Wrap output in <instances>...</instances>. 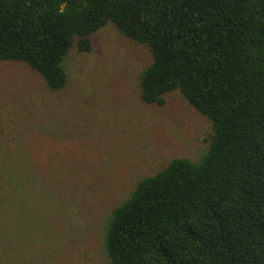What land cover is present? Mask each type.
I'll return each instance as SVG.
<instances>
[{"label":"trees","instance_id":"1","mask_svg":"<svg viewBox=\"0 0 264 264\" xmlns=\"http://www.w3.org/2000/svg\"><path fill=\"white\" fill-rule=\"evenodd\" d=\"M109 23L150 51L142 102L178 91L211 132L197 160L171 158L114 206L108 264H264V0H0V61L61 89L70 48Z\"/></svg>","mask_w":264,"mask_h":264},{"label":"rangeland","instance_id":"2","mask_svg":"<svg viewBox=\"0 0 264 264\" xmlns=\"http://www.w3.org/2000/svg\"><path fill=\"white\" fill-rule=\"evenodd\" d=\"M90 39L89 51L70 48L58 90L27 63L0 61V255L9 264H108L114 206L171 158L195 161L207 148L210 121L178 91L161 105L140 99L145 46L111 23Z\"/></svg>","mask_w":264,"mask_h":264}]
</instances>
